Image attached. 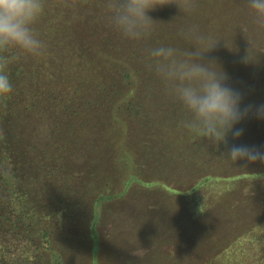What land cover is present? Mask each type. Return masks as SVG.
<instances>
[{
	"label": "trees",
	"instance_id": "trees-1",
	"mask_svg": "<svg viewBox=\"0 0 264 264\" xmlns=\"http://www.w3.org/2000/svg\"><path fill=\"white\" fill-rule=\"evenodd\" d=\"M105 2L45 0L34 25L44 53L8 66L13 91L0 99V264H70L75 256L76 264H96L95 223L126 202L141 211L142 243L155 248L141 264L149 256L156 264H264V163L227 158L233 145L264 152V118L255 114L264 105V28L248 0H195L187 13L157 6L147 13L151 34L139 41L109 25ZM193 26L208 38L201 51L216 43L202 61L226 74L241 109H253L234 126L242 135L230 132L227 144L185 129L188 113L148 68L152 48L194 51L181 34ZM157 116L171 129L163 139L150 133ZM142 127L148 132L138 148ZM128 145L132 154L156 148L163 160L137 162L122 191L114 154Z\"/></svg>",
	"mask_w": 264,
	"mask_h": 264
},
{
	"label": "clouds",
	"instance_id": "clouds-1",
	"mask_svg": "<svg viewBox=\"0 0 264 264\" xmlns=\"http://www.w3.org/2000/svg\"><path fill=\"white\" fill-rule=\"evenodd\" d=\"M168 4H176L184 13L196 7L195 0H106L103 7L111 27L124 38L139 41L153 30L155 22L148 11ZM248 7L254 22L264 28V0H248ZM44 9L45 0H0V99L13 91L8 74L11 61L44 53L45 44L34 28ZM181 34L193 41L194 51L180 52L171 46L152 48L148 51V68L188 113V119L182 121L185 129L215 144H227L230 132L234 139L242 135V129L233 130L234 126L253 111L252 106L241 109L242 97L226 86V74L214 62L202 61L203 54L216 43L201 51V46L208 43L207 37L194 26ZM255 114L264 118V105L257 107ZM227 158L232 162L264 163V152L233 145Z\"/></svg>",
	"mask_w": 264,
	"mask_h": 264
},
{
	"label": "rangeland",
	"instance_id": "rangeland-1",
	"mask_svg": "<svg viewBox=\"0 0 264 264\" xmlns=\"http://www.w3.org/2000/svg\"><path fill=\"white\" fill-rule=\"evenodd\" d=\"M155 118L156 120H154L152 124L148 123L149 127L151 128L150 133L154 130L156 134L159 133L163 139L171 132L169 123L163 122L158 116ZM130 130L131 129H129V133L131 134ZM133 131L135 134L134 129ZM147 132L148 130L143 129V127L139 130L138 148L140 147V143L142 141V145L144 144L147 137ZM124 136L128 137L127 132H125ZM153 137L155 143L160 141L157 135ZM124 140L127 142L126 139ZM122 150L123 154H114V169L116 171L121 170L124 172L123 179L121 181L122 191H126L127 187L130 185L128 182L132 181V177H134V167L136 166L137 162L146 164L145 159H147V164H151L153 161H156V159H160V162L163 160V155L159 154L158 149L156 148H152L148 151L142 146L141 151H136L137 154H132V149L129 148V145L127 150L124 148V146L122 147ZM139 186L143 187L144 189L149 187L147 184L140 182ZM131 190L132 188L128 191V193L131 192ZM124 198H128V195H126ZM123 205L124 206L122 208H116V214L112 216L109 215L108 217L104 218L102 223H95V231L97 232L99 239V246L97 248L96 254V264H141L147 257L149 251H153L155 249L152 247V245L146 246L145 242L142 243L144 236L140 235V229L137 230L138 226L140 228L138 214L141 212L135 210L138 208V206L136 205L137 207H135V205L133 206V203L127 202ZM142 214H144L145 218L147 217V213L142 212ZM154 226V221L152 219H148L147 229L153 228ZM143 231H145V228H143ZM84 232H86V229ZM105 243L107 244L106 248L103 247V245L105 246ZM76 260H78L77 256L74 257V260L70 264H76ZM147 261L151 262L149 264H156V260L153 261L150 256L148 257ZM60 264H63V261Z\"/></svg>",
	"mask_w": 264,
	"mask_h": 264
}]
</instances>
